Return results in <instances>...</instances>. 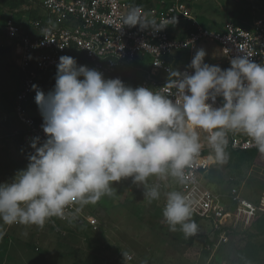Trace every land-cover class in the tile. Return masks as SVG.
<instances>
[{
    "label": "clouds",
    "instance_id": "9594fccd",
    "mask_svg": "<svg viewBox=\"0 0 264 264\" xmlns=\"http://www.w3.org/2000/svg\"><path fill=\"white\" fill-rule=\"evenodd\" d=\"M125 24L142 27L135 10ZM206 55L196 52L188 66L193 74L169 69L167 93L132 88L78 66L73 57H59L53 89L45 94L32 85L47 139L33 138L26 168L0 183V222L43 227L52 217L63 218L69 205L113 196L114 182L129 177L143 187L145 199L158 200L170 178L188 182L187 170L203 147L200 131L207 133L209 160L226 161L229 132L244 133L264 154V63L244 51L222 69L205 63ZM173 89L175 100L169 98ZM150 177L157 182L149 185ZM192 214L186 194H165L162 215L171 231L179 225L185 236L196 235Z\"/></svg>",
    "mask_w": 264,
    "mask_h": 264
},
{
    "label": "built area",
    "instance_id": "2783aa9c",
    "mask_svg": "<svg viewBox=\"0 0 264 264\" xmlns=\"http://www.w3.org/2000/svg\"><path fill=\"white\" fill-rule=\"evenodd\" d=\"M30 8L37 11L35 18L26 14L18 20L16 15H9L4 20L3 33H0V47L11 48L19 71L13 114L20 125L16 132L20 147L28 156L34 153L31 148L33 138L39 137L41 143L47 139L42 129L43 118L34 103L36 91L32 85L48 92V77L56 72L59 57L63 55H78L81 65L97 70L105 79L124 75L125 80L121 81L126 86H143L165 93L170 91L164 88L168 70L174 69L170 56L184 50L192 54L200 42L208 41L217 46L221 60L214 65L222 69L231 67V59L243 55L244 51L253 54L251 60L264 63L263 17L246 27L229 20L217 32L196 26L187 34L174 37L171 31L174 24L191 22L189 10L181 0H162L158 5L146 0H35ZM132 10L136 11L144 28L139 24H125V18ZM157 26L162 29L157 30ZM177 70L194 73L190 67ZM132 72L136 76L131 78ZM172 93L169 98L175 100V89ZM221 104L222 98L218 97L215 106ZM227 138L226 151L260 153L242 132H229ZM209 153L210 148L203 146L187 170L188 182L179 184L170 178L162 183L160 198L153 201L158 202L162 212L165 194L181 191L193 202L191 219L205 222L210 230L222 231L232 222L249 227L264 214V194L257 202H251L237 186L226 193L210 190L204 182L205 174L214 163L208 159ZM154 182H157L156 178L150 177L149 185ZM90 207L91 204L69 205L63 218L52 217L46 222L58 231L57 226L73 225H85L95 230L98 217ZM126 260L130 261L131 257L127 256Z\"/></svg>",
    "mask_w": 264,
    "mask_h": 264
},
{
    "label": "rangeland",
    "instance_id": "374dc122",
    "mask_svg": "<svg viewBox=\"0 0 264 264\" xmlns=\"http://www.w3.org/2000/svg\"><path fill=\"white\" fill-rule=\"evenodd\" d=\"M146 1L158 5L162 0ZM181 2L187 6L191 22L174 24L170 28L174 37L196 26L217 32L229 20L246 27L264 18V0ZM14 9L18 8L0 2L1 24L5 14ZM200 49L207 53L205 63L214 65L220 61L217 46L208 41L198 43L192 54L188 50L175 52L169 60H173L175 70L188 67ZM18 83L19 71L13 57H1L0 183L11 182L29 163L16 135L20 125L13 114V93ZM206 136L200 131L201 143L208 147ZM213 162L204 176L210 190L226 193L237 186L251 202L264 194V154H227L224 163ZM113 188V196L105 195L89 208L98 217L95 230L79 228L85 225L57 226L58 231L49 222L43 227L0 222L4 233L0 238V264H264V215L249 227L232 222L222 231L210 230L205 222L197 221V234L185 236L179 225L176 231L169 229L158 202L145 199L143 187L133 184L131 177L114 182Z\"/></svg>",
    "mask_w": 264,
    "mask_h": 264
},
{
    "label": "trees",
    "instance_id": "16d2710c",
    "mask_svg": "<svg viewBox=\"0 0 264 264\" xmlns=\"http://www.w3.org/2000/svg\"><path fill=\"white\" fill-rule=\"evenodd\" d=\"M0 2H3V3H7L9 6L15 8L17 7L18 9H14L12 12H11V15H16L15 17L18 18H22L23 16H25L26 14L29 15V17L31 18H35L36 15H37V11H33L31 10V6L34 4L35 0H0ZM10 54V48L9 47H0V58L1 57H4V56H7ZM70 57H73L74 59L77 57V65L80 66L81 63H82V60H79L80 57H78V55H69ZM57 72V70H56ZM56 72L52 75H50L48 77V81L50 82L49 84V89H48V92L50 90L53 89L54 85H55V75H56ZM120 80H125V76H119L118 77ZM17 91V89H16ZM15 91V93H16ZM48 92H46L45 94H47ZM14 94V93H13ZM35 105H36V102H34ZM227 154H229L230 156H233V155H249V156H252L254 154H257L256 151H251V152H233V151H226ZM264 215V214H263ZM195 222H197V220H194ZM81 230H90L91 228H89L88 226H82V227H79Z\"/></svg>",
    "mask_w": 264,
    "mask_h": 264
},
{
    "label": "crops",
    "instance_id": "0c3cea01",
    "mask_svg": "<svg viewBox=\"0 0 264 264\" xmlns=\"http://www.w3.org/2000/svg\"><path fill=\"white\" fill-rule=\"evenodd\" d=\"M9 15H11V13H6L5 16H4V18H6V17L9 16ZM2 26H3V24L0 23V33H3ZM9 48H10V47H9ZM217 53H218V56H219V58H220V60H221V57H220V55H219V52H217ZM10 55L13 57L14 62H15V56H14V54L12 53L11 48H10Z\"/></svg>",
    "mask_w": 264,
    "mask_h": 264
},
{
    "label": "bare ground",
    "instance_id": "6f19581e",
    "mask_svg": "<svg viewBox=\"0 0 264 264\" xmlns=\"http://www.w3.org/2000/svg\"><path fill=\"white\" fill-rule=\"evenodd\" d=\"M213 162V160H211Z\"/></svg>",
    "mask_w": 264,
    "mask_h": 264
}]
</instances>
